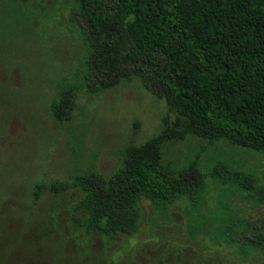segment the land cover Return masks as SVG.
<instances>
[{"label":"rangeland","instance_id":"obj_1","mask_svg":"<svg viewBox=\"0 0 264 264\" xmlns=\"http://www.w3.org/2000/svg\"><path fill=\"white\" fill-rule=\"evenodd\" d=\"M74 1L0 0V264H264V241L252 243L264 233V153L193 135L164 143L162 160L174 172L197 166L205 180L198 208L181 198L158 209L140 198L131 236L72 230L82 192L49 186L111 176L127 146L174 119L135 77L85 90L89 38ZM69 86L76 106L58 123L49 103ZM237 173L253 176L257 189L220 183Z\"/></svg>","mask_w":264,"mask_h":264},{"label":"trees","instance_id":"obj_2","mask_svg":"<svg viewBox=\"0 0 264 264\" xmlns=\"http://www.w3.org/2000/svg\"><path fill=\"white\" fill-rule=\"evenodd\" d=\"M74 2L89 38L85 90L94 94L135 77L174 115L162 118L157 135L127 146L111 176L89 173L49 186L53 193L82 192L72 207L74 232L135 234L140 198L158 209L181 198L198 208L204 176L194 163L177 172L165 165L166 142L193 135L264 153V0ZM77 90L69 86L49 103L58 123L71 118ZM220 178L241 190L257 189L251 175ZM42 189L35 185V200ZM262 241L259 231L252 243L261 247Z\"/></svg>","mask_w":264,"mask_h":264}]
</instances>
